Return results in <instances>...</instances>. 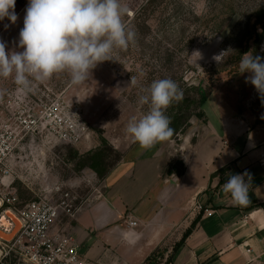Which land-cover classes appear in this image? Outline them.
<instances>
[{
    "label": "rangeland",
    "instance_id": "1",
    "mask_svg": "<svg viewBox=\"0 0 264 264\" xmlns=\"http://www.w3.org/2000/svg\"><path fill=\"white\" fill-rule=\"evenodd\" d=\"M182 1L186 9L181 17L191 18L193 24H181L188 28L187 34L198 31L191 50L184 48V51H190L188 63L191 70L186 79L196 85H214L205 107V119L194 118L192 125H206L218 108L224 110L225 116L264 124V98L251 83L246 82L250 74L239 73V59L245 53L256 52L254 56L264 58V21L257 17L264 8V0ZM121 2L129 8V15L141 4L140 0ZM27 5L28 0H16L18 19L15 24L7 18L0 21V40L6 43L7 51L23 50L18 41ZM190 12L198 16V21ZM149 17H155L149 24L156 29L159 14ZM176 23L179 27L180 23ZM128 26L135 31L131 23ZM131 45L127 50L114 51L111 60L98 63L88 80L79 86L70 84L67 73L54 75L44 83L34 82L30 92L19 89L11 77L0 78V141L4 143L2 149L5 151L0 162V188L9 197L18 198L17 209L44 198L58 206L66 203L80 209L87 203L106 198L109 191L106 178L122 162V152L135 144L126 133L127 124L133 118L139 119L149 109V105L139 103L140 96L144 95L140 89L142 77L133 85L128 75L132 71L138 74L140 68L133 56L139 50ZM185 54H179L180 60H184ZM123 57L126 58L123 60ZM219 70L224 71L220 73ZM178 76L183 74L179 72ZM54 103L63 108V114L86 129L78 142L68 143L59 139L41 123H38L40 128L34 127L33 122L39 118L40 112ZM182 136L172 140L175 149H178ZM88 153L99 155L95 159L91 158L93 154L81 158ZM117 158H120L119 163ZM180 164L176 157L174 165L166 167L165 171L173 169L176 173L181 170ZM92 165L98 168L99 173L91 168ZM138 184L133 182L128 191L131 190V194L137 192ZM6 208L0 209V217L17 221L14 215L3 213ZM59 212L53 230L72 233L74 218L67 216L61 208ZM128 216L127 211L120 223H125ZM0 237L8 238L2 230ZM166 252V248L156 251L150 262L144 264H165L171 255ZM106 253L110 259L108 262L92 260V264L134 263L129 262L125 257L127 254L116 246ZM254 264H264V260Z\"/></svg>",
    "mask_w": 264,
    "mask_h": 264
},
{
    "label": "crops",
    "instance_id": "2",
    "mask_svg": "<svg viewBox=\"0 0 264 264\" xmlns=\"http://www.w3.org/2000/svg\"><path fill=\"white\" fill-rule=\"evenodd\" d=\"M173 142L148 150L135 143L123 151L122 162L106 178V198L78 210L71 234L89 259L108 262L106 252L116 246L133 264H144L164 248L173 255L171 264L264 260V124L225 116L218 108L206 125H192L178 149ZM176 157L185 168L182 176L165 171ZM245 171L252 177L250 203L237 206L222 186L230 175ZM133 182L139 184L131 194ZM127 211V221L120 223ZM198 217L192 234L173 254ZM130 219L138 225L130 227Z\"/></svg>",
    "mask_w": 264,
    "mask_h": 264
},
{
    "label": "clouds",
    "instance_id": "3",
    "mask_svg": "<svg viewBox=\"0 0 264 264\" xmlns=\"http://www.w3.org/2000/svg\"><path fill=\"white\" fill-rule=\"evenodd\" d=\"M15 4L16 0H0V21L7 18L15 24ZM129 14L121 0H28L18 41L23 50L7 51L6 43L0 40V78L11 77L24 92H30L34 82L44 83L61 73H67L72 86L82 85L98 63L111 60L114 51L127 50L135 43L136 33L124 20ZM245 72L250 74L246 82L264 98V58L245 53L239 73ZM131 83L136 85V79ZM144 91L139 103L149 105V109L128 122L126 133L148 150L173 136L165 112L183 98V92L170 78L155 80ZM251 180L247 171L232 174L222 192L237 206H247Z\"/></svg>",
    "mask_w": 264,
    "mask_h": 264
},
{
    "label": "trees",
    "instance_id": "4",
    "mask_svg": "<svg viewBox=\"0 0 264 264\" xmlns=\"http://www.w3.org/2000/svg\"><path fill=\"white\" fill-rule=\"evenodd\" d=\"M141 4L136 8L132 9L131 15L125 16L126 24L131 23L135 29L136 37L135 43L131 46H135L139 53H134V60L139 65V73L136 74L134 71L129 73L130 78L139 80L140 89L143 90L144 95L146 94L144 89L148 88L150 84L159 79L170 78L174 80L179 88L183 92V98L179 101H174L166 110L167 115L171 124L170 127L174 129V134L169 140H178V138L184 135L192 126L194 118L205 119V107L209 101L214 85L207 84H194L186 79V75L190 72L191 67L188 63L190 51H184V48H191L196 42L194 33L187 34V30L183 23L193 24L191 18H182V11L186 9L185 4L182 0H140ZM155 15L159 14V18L156 19L158 24L156 29H153L149 24L155 17L143 18L146 14ZM192 15L195 21H198V16L193 12L189 13ZM258 19L264 21V8L261 9L257 15ZM130 21V22H128ZM180 23L179 27H176L177 23ZM131 52V51H130ZM185 54L184 60L179 54ZM256 52L253 54L255 55ZM129 56V55H128ZM127 56V57H128ZM138 56V57H137ZM179 56V57H178ZM126 57H123V60ZM241 58L239 59L240 62ZM131 67V69H134ZM179 70V71H178ZM219 70L218 72H223ZM183 74L182 77L178 76V73ZM101 143L105 144L104 141ZM93 153L81 155V158L90 157ZM99 154H93L91 158H97ZM118 163L120 158H117ZM181 170L176 172L178 176L184 174L185 168L181 163ZM96 172L99 173L98 168L95 165L91 166ZM172 173V171H168ZM199 217L193 222L191 227L184 233L183 238L179 243L174 246L173 254L185 243L187 238L192 234L194 228L198 223ZM171 255L165 264H171ZM150 262V258L146 260V263Z\"/></svg>",
    "mask_w": 264,
    "mask_h": 264
},
{
    "label": "built area",
    "instance_id": "5",
    "mask_svg": "<svg viewBox=\"0 0 264 264\" xmlns=\"http://www.w3.org/2000/svg\"><path fill=\"white\" fill-rule=\"evenodd\" d=\"M40 113L39 118L33 122L37 129L40 128L38 123H41L54 136L68 143H76L85 135L86 129L77 125L70 116L63 114V108L57 103ZM3 144L0 141V162L5 153ZM17 201L16 196L9 197L0 188V209L7 207L3 213L11 211L20 222L18 229L13 220H9L8 227L2 228L12 238H0V264H92L71 233L53 230L60 216L59 208L71 218H75L79 208L75 209L66 203L58 206L44 198L27 203L23 209H17ZM137 225V221L130 219V227Z\"/></svg>",
    "mask_w": 264,
    "mask_h": 264
},
{
    "label": "bare ground",
    "instance_id": "6",
    "mask_svg": "<svg viewBox=\"0 0 264 264\" xmlns=\"http://www.w3.org/2000/svg\"><path fill=\"white\" fill-rule=\"evenodd\" d=\"M10 214H12V215H14L16 217L17 221H15L14 219H13V221L15 222V224L17 226L16 229H18L20 227V222H19L17 216L14 213H12L11 211H8L7 216H10ZM8 226H9V220L5 216L0 217V230L3 231L2 228H6ZM3 233L5 235H7L8 238H3V237H0V238H2V239H9L11 237V235L6 234L4 231H3Z\"/></svg>",
    "mask_w": 264,
    "mask_h": 264
}]
</instances>
